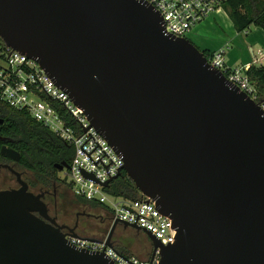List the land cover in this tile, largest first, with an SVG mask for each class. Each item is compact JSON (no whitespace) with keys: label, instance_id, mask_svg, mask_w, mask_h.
<instances>
[{"label":"water","instance_id":"water-1","mask_svg":"<svg viewBox=\"0 0 264 264\" xmlns=\"http://www.w3.org/2000/svg\"><path fill=\"white\" fill-rule=\"evenodd\" d=\"M0 38L68 93L136 189L170 217V244L142 230L151 259L159 248V264H264V112L188 38L166 34L152 5L0 0ZM0 152L19 160L6 146ZM3 166L18 187L0 189V264H114L71 245L42 194Z\"/></svg>","mask_w":264,"mask_h":264},{"label":"built area","instance_id":"built-area-1","mask_svg":"<svg viewBox=\"0 0 264 264\" xmlns=\"http://www.w3.org/2000/svg\"><path fill=\"white\" fill-rule=\"evenodd\" d=\"M152 5L162 17L166 34L186 37L190 29L210 14L223 9L226 0H143ZM224 49L210 52L207 62L221 71L226 79L245 92L264 112V95L247 75L250 65H229L225 61ZM0 102L17 110H25L42 127L73 150L67 175L69 185L77 197L105 206L117 220L128 225H137L140 230L149 231L162 245L174 242L176 229L167 215H164L149 197L136 199L116 196L106 192L103 183L114 179L123 166L122 157L98 133L76 106L68 93L33 59L4 45L0 49ZM264 52L255 64L262 65ZM112 197L113 200H110ZM63 233L67 241L78 249L90 252H104L114 264H159V248L151 259H140L125 255L101 241H90L82 235H74L66 227Z\"/></svg>","mask_w":264,"mask_h":264},{"label":"trees","instance_id":"trees-1","mask_svg":"<svg viewBox=\"0 0 264 264\" xmlns=\"http://www.w3.org/2000/svg\"><path fill=\"white\" fill-rule=\"evenodd\" d=\"M223 9L236 31H245L251 25L264 30V0H226L223 2ZM0 43L1 49L4 47L1 38ZM203 53L208 57V52ZM247 75L259 93L264 95V64H251ZM0 117L4 119V123L0 125V134L7 136L9 139L6 144L19 153L18 167L30 172L38 185L50 186L55 175L53 165L58 162L70 163L73 156L72 148L42 127L25 110H17L0 102ZM105 190L129 199L140 196V192L124 171L112 179ZM77 199L89 207L105 208L102 204L82 197ZM114 248L125 255H130L126 248L115 243Z\"/></svg>","mask_w":264,"mask_h":264},{"label":"rangeland","instance_id":"rangeland-1","mask_svg":"<svg viewBox=\"0 0 264 264\" xmlns=\"http://www.w3.org/2000/svg\"><path fill=\"white\" fill-rule=\"evenodd\" d=\"M253 27L255 26L251 25L248 29L242 32H238L235 29L233 30V36L236 39L229 41L228 47L229 51L233 50L235 57L238 59V61L240 60L239 62H241V55L243 54L242 51H247L246 45L249 43L248 34L253 29ZM218 29L222 32L219 26ZM218 29L210 32L208 34V37H210L211 39H217L219 36ZM253 47L254 49L260 48L258 45H254ZM226 59L228 63L232 64V62L228 59V55H226ZM15 169L22 173V178L27 182L30 191L35 194L40 193V185L36 183V180L30 172L18 167L17 165ZM61 175L65 178L66 183L69 184V176H64L63 173H61ZM14 187H18L15 177L6 169L0 168V189H8ZM58 188L60 189V191H58V208L60 216L63 219L71 220L74 217L76 211L82 210L80 209L81 206L86 213H90L94 216L109 213L105 208L89 207L82 204L75 198L76 196L73 197L72 194L63 185ZM109 198L110 200H113L112 197ZM85 233H87V231ZM113 234V244L115 243L118 246L126 248L130 255L137 256L140 259H147L149 257L152 249H150L149 239L143 231H137L131 227L124 228L119 224L118 226H116Z\"/></svg>","mask_w":264,"mask_h":264},{"label":"flooded vegetation","instance_id":"flooded-vegetation-1","mask_svg":"<svg viewBox=\"0 0 264 264\" xmlns=\"http://www.w3.org/2000/svg\"><path fill=\"white\" fill-rule=\"evenodd\" d=\"M0 119H2V122L0 123L1 125L4 123V119L2 117H0ZM8 139L9 138L7 136H2L0 134V142H1L0 151L3 146H6L7 148L14 150L6 144V141ZM18 161H14L2 155L0 152V168L6 169L11 173V171L7 167H4L3 165H8L9 167L15 169L16 165L18 166ZM69 164L70 163H65V162L55 163L53 165L54 166L53 173L55 175L51 179V185L47 187L42 185L40 186L39 190H40V194H42V200L47 207L46 214L48 219L49 220L51 219L52 223L55 224L56 226L65 225L68 228H71L77 234H81V235L90 234L99 238L106 237V235L110 230L111 222H112L111 221L112 215L110 213L94 216L91 215L90 213H86L83 207L81 206L80 209L82 210L76 211L74 217L71 220L61 218L58 208V191H60L58 187H61L63 185L72 194V196L75 197L74 193L71 190L70 185L66 183L65 178L61 175V173H63L64 176L67 175ZM56 165H63V168L59 169L58 167H56ZM21 178H22V173H21ZM75 198L77 199V197ZM86 231L87 233H85ZM61 232H63V229H61ZM113 236L114 234L112 235V240H114ZM149 247L151 249L150 241H149Z\"/></svg>","mask_w":264,"mask_h":264},{"label":"crops","instance_id":"crops-1","mask_svg":"<svg viewBox=\"0 0 264 264\" xmlns=\"http://www.w3.org/2000/svg\"><path fill=\"white\" fill-rule=\"evenodd\" d=\"M218 26L221 28L222 32L218 29ZM215 29H218L219 36L217 39H211L208 37V34ZM233 30L234 27L232 21L226 12L224 10H217L200 23L195 24L187 33L186 38H188L200 50L208 53L224 49L225 61L229 65L255 64L256 60L259 59L261 52H264V30L261 27L255 26L249 34L247 32L249 43L246 45L247 51H242L241 62L235 57L233 50L229 51V41L236 39L233 36ZM254 45H258L260 48L254 49ZM226 55H228V59L232 64L228 63ZM262 62L264 64V60Z\"/></svg>","mask_w":264,"mask_h":264}]
</instances>
